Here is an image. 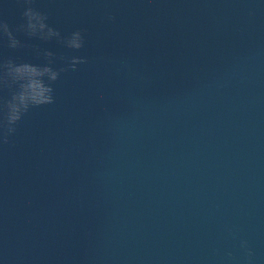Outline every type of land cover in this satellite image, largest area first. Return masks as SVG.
Here are the masks:
<instances>
[{"label": "water", "instance_id": "water-1", "mask_svg": "<svg viewBox=\"0 0 264 264\" xmlns=\"http://www.w3.org/2000/svg\"><path fill=\"white\" fill-rule=\"evenodd\" d=\"M24 6L0 64L65 70L11 134L0 85V264H264V0H32L51 40Z\"/></svg>", "mask_w": 264, "mask_h": 264}, {"label": "clouds", "instance_id": "clouds-1", "mask_svg": "<svg viewBox=\"0 0 264 264\" xmlns=\"http://www.w3.org/2000/svg\"><path fill=\"white\" fill-rule=\"evenodd\" d=\"M3 0H0V4ZM25 6L21 12L22 23L16 29L22 31L28 37H38L44 40L58 38L60 32L57 28L51 26L47 21V15L32 6V0H24ZM0 34L7 36V46L16 49L22 46V42L17 39L13 30H10L9 24L0 19ZM68 47L73 49H81L84 46V36L82 30L75 29L71 32L66 40ZM46 57H51L52 52H45ZM67 66L75 69L80 63L85 62L83 56H73L67 59ZM52 61L43 67H37L29 63H17L13 59H8L5 63L0 64V85L7 86L11 89L10 97L3 101V108L6 109L5 122L6 134L15 131V124L21 118V115L29 107L30 104H50L53 101V89L49 84H44L38 80L39 77L47 75L49 82L56 81L60 72L54 69Z\"/></svg>", "mask_w": 264, "mask_h": 264}]
</instances>
